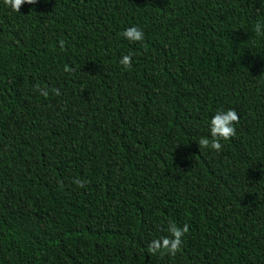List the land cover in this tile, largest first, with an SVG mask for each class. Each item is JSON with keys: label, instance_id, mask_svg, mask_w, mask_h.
<instances>
[{"label": "trees", "instance_id": "16d2710c", "mask_svg": "<svg viewBox=\"0 0 264 264\" xmlns=\"http://www.w3.org/2000/svg\"><path fill=\"white\" fill-rule=\"evenodd\" d=\"M257 22L264 0H0V264H264ZM173 222L181 251L150 254Z\"/></svg>", "mask_w": 264, "mask_h": 264}, {"label": "clouds", "instance_id": "9594fccd", "mask_svg": "<svg viewBox=\"0 0 264 264\" xmlns=\"http://www.w3.org/2000/svg\"><path fill=\"white\" fill-rule=\"evenodd\" d=\"M38 0H3V3L9 7L13 12L20 13V10L24 4L34 5ZM264 25L257 22L254 28L256 35H260ZM121 36L128 40L130 43H142L144 41V32L137 26H131L126 28ZM66 42L64 40L59 41V47L61 49L65 48ZM120 64L125 70L132 67V56L124 55ZM65 71H71L70 68H66ZM39 88V85H37ZM56 95H60L58 89L54 90ZM48 91L46 89L40 90V95L45 97L48 96ZM240 121L239 114L234 109H228L227 111H218L210 121V136L211 139L207 137H202L199 140V149H211L216 152H220L224 145L222 141H228L236 135V127ZM179 147V146H178ZM74 183L77 187H85V182L81 180H76ZM62 186V185H61ZM169 236L163 238L154 239L147 248V251L152 254L169 255L175 257L182 249L183 237L189 232V226L185 224L182 228L177 226L174 222L170 223L167 228Z\"/></svg>", "mask_w": 264, "mask_h": 264}]
</instances>
